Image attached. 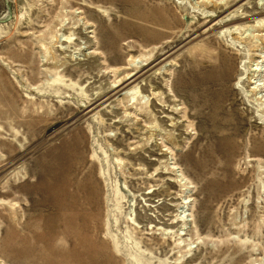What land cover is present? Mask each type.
Returning <instances> with one entry per match:
<instances>
[{"label":"rangeland","instance_id":"1","mask_svg":"<svg viewBox=\"0 0 264 264\" xmlns=\"http://www.w3.org/2000/svg\"><path fill=\"white\" fill-rule=\"evenodd\" d=\"M59 176L115 264H264V0H0V264Z\"/></svg>","mask_w":264,"mask_h":264},{"label":"bare ground","instance_id":"2","mask_svg":"<svg viewBox=\"0 0 264 264\" xmlns=\"http://www.w3.org/2000/svg\"><path fill=\"white\" fill-rule=\"evenodd\" d=\"M59 41L66 42L62 36H59ZM64 44V43H63ZM62 47V46H61ZM63 50V49H62ZM64 187L62 181H60V176L53 180L52 185L48 188V192L51 196V206L54 213L53 224H52V239L56 243H62L64 240L62 236L65 234L69 235V240L65 241L69 243L70 251H64L61 248H57L55 252V257H59L58 264H99L98 261L105 259L103 264H113V252L114 248L108 245H101V249L94 244H90L89 240H85L79 236L75 227L77 222L76 216H70L68 213L70 208H72L71 202L68 200V196L65 195ZM79 237V238H78ZM113 248V249H111ZM69 250V249H68ZM67 253V254H65ZM115 264V263H114Z\"/></svg>","mask_w":264,"mask_h":264}]
</instances>
